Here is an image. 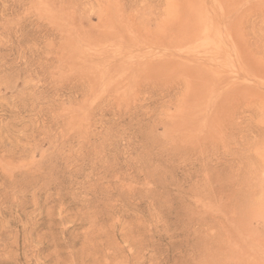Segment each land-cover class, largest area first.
I'll use <instances>...</instances> for the list:
<instances>
[{"label":"rangeland","instance_id":"rangeland-1","mask_svg":"<svg viewBox=\"0 0 264 264\" xmlns=\"http://www.w3.org/2000/svg\"><path fill=\"white\" fill-rule=\"evenodd\" d=\"M0 264H264V0H0Z\"/></svg>","mask_w":264,"mask_h":264},{"label":"bare ground","instance_id":"bare-ground-1","mask_svg":"<svg viewBox=\"0 0 264 264\" xmlns=\"http://www.w3.org/2000/svg\"><path fill=\"white\" fill-rule=\"evenodd\" d=\"M194 36H195V34H190L189 37H190V38H191V37L193 38ZM173 56H174V55H173ZM172 58H173V57H172ZM188 58H189V57H188ZM188 58H187V60H188Z\"/></svg>","mask_w":264,"mask_h":264}]
</instances>
